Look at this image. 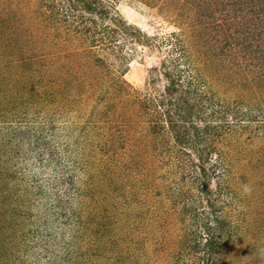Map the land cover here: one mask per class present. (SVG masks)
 Masks as SVG:
<instances>
[{
	"label": "rangeland",
	"instance_id": "374dc122",
	"mask_svg": "<svg viewBox=\"0 0 264 264\" xmlns=\"http://www.w3.org/2000/svg\"><path fill=\"white\" fill-rule=\"evenodd\" d=\"M0 264H264V0H0Z\"/></svg>",
	"mask_w": 264,
	"mask_h": 264
},
{
	"label": "trees",
	"instance_id": "16d2710c",
	"mask_svg": "<svg viewBox=\"0 0 264 264\" xmlns=\"http://www.w3.org/2000/svg\"><path fill=\"white\" fill-rule=\"evenodd\" d=\"M91 4H93V3H91ZM100 13H104V14H106L107 13V11H105V9H104V7L103 6H100ZM110 19H111V27H110V30H106L105 31V33H108V35H110V38H111V41L113 42V39H114V37H116L117 35H119V33H121V31L123 32V35H126V34H136V36H138V35H140L141 33H140V30H138V29H136V28H132V27H128V24H126L125 23V21L120 17V16H117V15H114V16H112V17H110ZM253 21H255L256 19H252ZM260 34V33H259ZM229 36H230V34H229ZM233 38V37H232ZM236 40V42H239L237 39H235ZM181 40L179 39V37H177L176 36V41H175V44H176V46H178V47H180V49H182V53H183V47H182V45H179L178 43H181L180 42ZM116 42V41H115ZM242 43V42H241ZM184 54V53H183ZM113 81H111V83H112ZM92 85V84H91ZM173 88L171 87V85H167V87L165 88V93L167 94H171L173 91ZM186 94H187V99H188V97H189V94H191L189 91H187L186 92ZM191 97H193V95H191ZM164 98V97H163ZM182 98V97H181ZM165 101H167L166 99H164ZM160 102V104L161 105H163V99L161 100V101H159ZM184 103H187V102H184ZM170 105L172 104V101H170V103H169ZM107 106V105H106ZM106 106H105V108H106ZM187 107H189V108H191L192 109V107H191V105H189V103H187V105H186ZM108 107V106H107ZM105 111H106V109H105ZM200 110L199 109H197V112H199ZM196 112V113H197ZM217 112V111H216ZM214 114H216L215 112H213ZM219 113V112H218ZM161 117V116H160ZM164 122V120H159V121H156V122H158V123H160V122ZM181 124H183V123H181ZM157 126H160V125H157ZM154 127H156V125H154ZM171 128H172V130H173V132L175 133L174 134V137H175V139H177V138H179L178 136H179V133L181 134V136H183V139L182 140H184V142H189L188 144H190V146H193L194 148H198V147H200V148H202L203 147V142H201L200 140V138H203L204 137V135L203 134H205L204 132H202V131H199L198 129H196L195 130V139L194 138H192V137H189V133H188V131H187V129L185 128V127H183V125H177L176 123H171ZM213 127H211V129H212ZM216 128V127H215ZM214 128V129H215ZM209 129V128H208ZM205 129L206 130V132H209V131H212L211 129ZM213 129V130H214ZM216 129H218V128H216ZM154 135H159L158 133H156V134H154ZM179 140H181V139H179ZM221 162V161H220ZM221 164V163H220ZM76 187L75 188H73V190H72V192L70 193V190H67V192H64V195H67V193L69 194L70 193V195H68V197L69 196H72V194H75L76 193Z\"/></svg>",
	"mask_w": 264,
	"mask_h": 264
}]
</instances>
